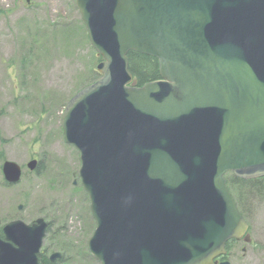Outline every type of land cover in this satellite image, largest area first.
<instances>
[{"label": "water", "instance_id": "1", "mask_svg": "<svg viewBox=\"0 0 264 264\" xmlns=\"http://www.w3.org/2000/svg\"><path fill=\"white\" fill-rule=\"evenodd\" d=\"M76 2L103 57L101 78L61 117L91 199L90 253L97 264H216L249 227L226 173L264 176V0ZM130 51L156 57L161 78L135 84ZM3 171L23 175L13 160ZM48 227L0 219V264H44Z\"/></svg>", "mask_w": 264, "mask_h": 264}, {"label": "rangeland", "instance_id": "2", "mask_svg": "<svg viewBox=\"0 0 264 264\" xmlns=\"http://www.w3.org/2000/svg\"><path fill=\"white\" fill-rule=\"evenodd\" d=\"M81 19L76 0H0V219L3 226L45 217L51 228L42 251L64 253L56 264L90 260L84 247L95 229L80 151L61 122L69 99L95 81L99 62ZM33 158L39 161L30 169ZM7 160L23 167L19 182L5 177ZM246 199L253 240L233 245L232 261L264 264V194Z\"/></svg>", "mask_w": 264, "mask_h": 264}, {"label": "trees", "instance_id": "3", "mask_svg": "<svg viewBox=\"0 0 264 264\" xmlns=\"http://www.w3.org/2000/svg\"><path fill=\"white\" fill-rule=\"evenodd\" d=\"M79 26H81L80 29L86 32V37L89 41L88 32L82 20H81V25L79 24ZM94 51H95L94 59H96L97 61L103 59L102 56L95 49ZM129 60H130V69L134 75L135 84L143 85L146 82L161 78L159 60L156 57L137 51H130ZM94 68H96L95 65L91 67L93 71H95ZM95 73H94L95 78L93 80L98 79L101 75L97 70ZM2 156L3 153L0 152V157ZM40 167L41 164L38 168ZM228 185L232 192L235 191L236 200L239 203V205L242 206L244 204V201L246 202L247 200L246 198H249L250 196L252 197L257 194L258 195L264 194V176L256 179H243L236 177L233 174L232 175L228 174ZM90 226L91 228H93V224H91ZM50 228L51 227H49L48 231L50 230ZM87 253H88L87 255L91 257V259L84 262V264H93L94 262H96V259L88 251ZM62 254H63L62 257L65 258L64 253ZM39 257H40V261L43 262L44 264H56L55 262H52L48 254L44 252H41ZM63 258L61 259L64 260Z\"/></svg>", "mask_w": 264, "mask_h": 264}, {"label": "flooded vegetation", "instance_id": "4", "mask_svg": "<svg viewBox=\"0 0 264 264\" xmlns=\"http://www.w3.org/2000/svg\"><path fill=\"white\" fill-rule=\"evenodd\" d=\"M249 222V221H248ZM250 224V222H249ZM0 236L3 237V230L0 229ZM253 240V238L251 237L249 239V241L251 242ZM240 241H245V238H240V239H232V240H229V242L227 243L226 245V248H227V253L224 254V255H221V256H218L215 261H216V264H222V262L226 261V260H229L231 262V264H233V261H232V246L233 245H237V243H239ZM246 243V242H245ZM243 250H247V247H245L243 245ZM42 251V250H41Z\"/></svg>", "mask_w": 264, "mask_h": 264}]
</instances>
